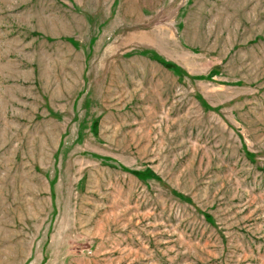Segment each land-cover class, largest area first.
Here are the masks:
<instances>
[{"label":"rangeland","instance_id":"374dc122","mask_svg":"<svg viewBox=\"0 0 264 264\" xmlns=\"http://www.w3.org/2000/svg\"><path fill=\"white\" fill-rule=\"evenodd\" d=\"M0 264H264V0H0Z\"/></svg>","mask_w":264,"mask_h":264}]
</instances>
